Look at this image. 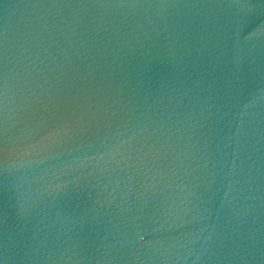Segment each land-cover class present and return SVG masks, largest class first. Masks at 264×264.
Returning <instances> with one entry per match:
<instances>
[{
	"label": "water",
	"instance_id": "obj_1",
	"mask_svg": "<svg viewBox=\"0 0 264 264\" xmlns=\"http://www.w3.org/2000/svg\"><path fill=\"white\" fill-rule=\"evenodd\" d=\"M0 264H264V0H0Z\"/></svg>",
	"mask_w": 264,
	"mask_h": 264
}]
</instances>
